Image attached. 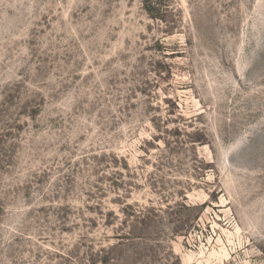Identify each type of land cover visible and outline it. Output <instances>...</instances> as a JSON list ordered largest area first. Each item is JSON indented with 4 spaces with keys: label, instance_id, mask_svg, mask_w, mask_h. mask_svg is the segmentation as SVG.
Instances as JSON below:
<instances>
[{
    "label": "rangeland",
    "instance_id": "374dc122",
    "mask_svg": "<svg viewBox=\"0 0 264 264\" xmlns=\"http://www.w3.org/2000/svg\"><path fill=\"white\" fill-rule=\"evenodd\" d=\"M0 264H264V0H0Z\"/></svg>",
    "mask_w": 264,
    "mask_h": 264
}]
</instances>
